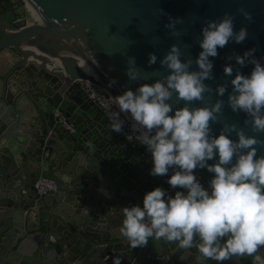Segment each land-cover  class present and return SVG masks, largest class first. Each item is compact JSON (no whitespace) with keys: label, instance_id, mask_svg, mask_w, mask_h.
<instances>
[{"label":"water","instance_id":"1","mask_svg":"<svg viewBox=\"0 0 264 264\" xmlns=\"http://www.w3.org/2000/svg\"><path fill=\"white\" fill-rule=\"evenodd\" d=\"M21 1L40 23L27 22ZM21 1L0 0V264H245L247 255L264 262V245L222 262L198 261L194 247L180 249L163 239L131 247L119 233L121 207L141 203L156 186L172 192L162 176L149 175L145 156L111 129V121L77 82L90 80L113 97L134 90L167 72L159 60L172 44L196 69L202 24L228 12L233 30L245 27L247 36L241 43L226 42L209 57L212 74L204 81L209 91L189 106L220 100L212 134L235 124L264 139V133H252L244 123L245 113L229 108L231 77L223 72L230 63L233 75L237 69L247 74L251 64L240 66L227 57L249 48L264 62V0ZM169 17L179 20L172 30L165 27ZM149 53L157 57L153 64L147 63ZM130 57L140 73L137 80L126 75ZM52 58L62 69L46 67ZM219 84L226 86L222 96L215 92ZM230 135L235 139L234 131ZM256 147L264 153V144ZM194 172L207 187L212 174L204 168ZM39 178L52 180L54 189L38 193L34 184Z\"/></svg>","mask_w":264,"mask_h":264},{"label":"clouds","instance_id":"2","mask_svg":"<svg viewBox=\"0 0 264 264\" xmlns=\"http://www.w3.org/2000/svg\"><path fill=\"white\" fill-rule=\"evenodd\" d=\"M237 11L251 19L244 8ZM178 21L169 17L165 27L172 30ZM246 36L245 27L233 30V14L228 12L205 20L197 41L201 50L194 60L196 69L190 67L193 60L181 59L178 46L172 44L159 60L167 69L163 76L114 96L119 112L110 113L111 129L120 132L123 121L119 113H127L138 133L137 140L150 153L149 175L166 177L174 190L169 194L156 186L144 193L141 203L121 207L119 233L131 247L144 246L149 238L163 239L175 242L180 249L194 247L198 261L222 262L264 245V153L256 147L264 144V139L246 134L235 124L212 134L210 123L221 112L220 100L211 106H189L209 91L204 83L212 74L209 57H215L218 47L226 42L241 43ZM254 51L249 48L227 57L240 66L251 64L247 74L237 69L233 75L230 63L223 66V72L231 77L229 108L245 113L244 123L252 133H264V62ZM156 61V55L149 53L147 63ZM127 65L129 80H137L140 73L131 66L134 58L130 57ZM112 83L110 80L108 86ZM215 92L222 96L226 86L217 85ZM180 100L185 103L178 105ZM196 168L212 174L207 187L197 179Z\"/></svg>","mask_w":264,"mask_h":264},{"label":"built area","instance_id":"3","mask_svg":"<svg viewBox=\"0 0 264 264\" xmlns=\"http://www.w3.org/2000/svg\"><path fill=\"white\" fill-rule=\"evenodd\" d=\"M21 4L26 11V20L28 23H40L41 22L39 16L35 13L33 9L28 8L26 2L21 1ZM46 67L50 70L62 69L60 60H58L57 58H52L50 62L46 64ZM82 67L86 71V73L93 74L92 70L87 65H83ZM77 82L79 83L81 89L84 91L87 97L93 103H95L97 107L103 112V114L111 121L110 113L113 111L119 112L118 107L113 102L114 97L111 95V93L106 88L100 86L99 84L94 83L84 78L77 79ZM56 113L58 112L56 111ZM119 119L123 121L122 128L120 131L121 134L126 138L127 141H129L130 143L136 146V143L139 141L137 140L138 133L132 127L133 122L131 121L127 113H119ZM63 123L66 125L65 121ZM70 129L74 130L73 127L71 126H70ZM141 153L143 156H145L147 162L151 165L150 153L145 150L144 146H142ZM163 179L166 182V177H163ZM34 186L38 193H44L47 190L54 189L55 187L54 182L46 178L37 179ZM167 187L173 193L174 190L170 188L168 184H167ZM254 261L257 264H264V262L257 256H254Z\"/></svg>","mask_w":264,"mask_h":264},{"label":"trees","instance_id":"4","mask_svg":"<svg viewBox=\"0 0 264 264\" xmlns=\"http://www.w3.org/2000/svg\"><path fill=\"white\" fill-rule=\"evenodd\" d=\"M242 260H244L245 264H257L254 260L251 259V255L245 256Z\"/></svg>","mask_w":264,"mask_h":264},{"label":"crops","instance_id":"5","mask_svg":"<svg viewBox=\"0 0 264 264\" xmlns=\"http://www.w3.org/2000/svg\"><path fill=\"white\" fill-rule=\"evenodd\" d=\"M2 55H3V53L0 52V57H1ZM142 146H143V145H141L139 142L136 143V148H137L140 152H142Z\"/></svg>","mask_w":264,"mask_h":264},{"label":"bare ground","instance_id":"6","mask_svg":"<svg viewBox=\"0 0 264 264\" xmlns=\"http://www.w3.org/2000/svg\"><path fill=\"white\" fill-rule=\"evenodd\" d=\"M28 8L32 9L31 6L27 3Z\"/></svg>","mask_w":264,"mask_h":264},{"label":"flooded vegetation","instance_id":"7","mask_svg":"<svg viewBox=\"0 0 264 264\" xmlns=\"http://www.w3.org/2000/svg\"><path fill=\"white\" fill-rule=\"evenodd\" d=\"M242 262H244V260H242ZM245 263V262H244Z\"/></svg>","mask_w":264,"mask_h":264}]
</instances>
